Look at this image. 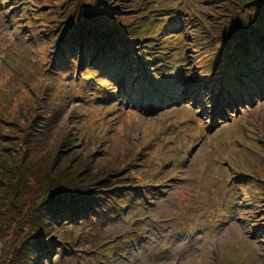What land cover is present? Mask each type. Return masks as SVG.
Returning <instances> with one entry per match:
<instances>
[{"label": "rangeland", "instance_id": "obj_1", "mask_svg": "<svg viewBox=\"0 0 264 264\" xmlns=\"http://www.w3.org/2000/svg\"><path fill=\"white\" fill-rule=\"evenodd\" d=\"M108 1L114 5L123 2ZM210 1L145 0L135 14L120 13L113 27L125 26V33L133 38L144 16L155 19L145 25L161 32L171 16H178L186 29L184 35L178 39L176 31L169 30L159 39L160 47L170 52L160 65L173 61L174 72L166 74L168 68H163L146 75L149 81L145 88L141 87L145 80L138 85L134 76L115 74L117 81L110 80V84L101 74L97 82L102 85L94 83L97 88H92L86 83V75L93 74L98 64L82 62L77 54L75 66L61 65L60 50L45 35L48 28L43 17L41 21L34 17L38 1L25 0L23 6L16 5L17 0H3L0 171L6 169L14 149L21 156L31 153L27 165L32 172H38L39 164L49 174L58 169L69 171L56 161L71 129L76 146L65 149L60 158L78 156L93 162L101 175L115 168V181L124 187L113 193L112 200L124 199L129 205L120 211L117 202L112 201V206L104 202L109 216L104 222H72V207H66V214L52 213L33 225L42 229L47 223V238L24 242L28 232L16 202L11 217L5 220L6 226L0 222V264L14 262L12 259L21 264L16 255L21 249L30 264L58 262L61 238L72 243L67 236L59 237L62 231L71 232L76 242L73 253L63 256V264H264V186L255 174L258 169L264 176V68L257 89L246 88L239 101L224 90H216L214 84L220 87L222 69H234L227 53L233 39H220L216 25L208 22ZM144 27L139 32H144ZM214 37L219 44L210 45ZM130 42L126 40L120 46L138 53L142 42L128 45ZM200 65L211 74L209 77L200 75ZM234 74L235 69L230 80L235 79ZM237 74L246 79L242 77L244 71L238 69ZM34 96L40 97L41 107L45 106V120L54 118L49 123L52 127L48 137L29 132L23 115L16 119L19 110L36 106ZM35 137L47 139L36 144ZM92 156L94 160L89 161ZM58 161L72 164L77 173L85 171L69 158ZM1 179L0 197L10 200L6 195L18 191L14 184ZM31 184L34 187V182ZM6 188L9 191L5 192ZM124 195L127 198L121 199ZM1 210L2 205L0 218ZM48 247L53 251L51 255Z\"/></svg>", "mask_w": 264, "mask_h": 264}, {"label": "trees", "instance_id": "obj_2", "mask_svg": "<svg viewBox=\"0 0 264 264\" xmlns=\"http://www.w3.org/2000/svg\"><path fill=\"white\" fill-rule=\"evenodd\" d=\"M14 1V0H10ZM25 0H17V4L26 6ZM38 1V5H34L38 14L34 15L35 19L38 20L43 17L42 21L45 22V35L48 37L47 40L54 43L60 50L61 65H69L75 62L74 55L83 50V57L85 61H94V58L99 60V68L104 66H113L114 64H124L125 62L131 61L135 62L137 65L144 61H149L150 52H153V48H157L159 45L157 39L161 37L160 31L154 30L153 26H147L146 23H153L154 20L150 19L149 16L141 19V23L137 24V35L136 38L129 37L125 33V26H118L114 28L121 16L120 13L135 11L131 14H135L139 11L138 6L145 0H123L120 4L114 5L108 0H32ZM212 7L209 14H207L208 22L211 25L218 28L219 38L224 40L231 37L232 44L227 46V52L233 51L236 55L238 52L240 55L244 53L248 58H250V52L253 53V59L251 61H256L259 63L261 60V55L264 53V0H213L209 2ZM29 9V7L27 6ZM46 10L49 13L39 14L40 11ZM138 10V11H137ZM128 14V17L131 18ZM149 14V13H148ZM52 15V16H50ZM49 18V20L47 19ZM135 18V17H133ZM41 21V18H40ZM44 25V23H43ZM145 26V27H144ZM144 27V32H139V30ZM192 28V26H190ZM204 28V27H203ZM205 29V28H204ZM180 33L184 29L177 27ZM149 34H146L148 33ZM205 35V34H203ZM134 36V37H135ZM212 38V36H211ZM205 39V38H203ZM126 40L135 44H140L144 40H149L148 42H142L143 46L139 50V53L133 51V49H128L125 51L120 44L122 42L126 43ZM200 43L201 39H198ZM217 37L211 40L210 45L219 44ZM203 41L200 43L202 44ZM211 47V46H210ZM94 58H93V56ZM261 56V57H260ZM249 60V59H248ZM33 103L36 106H31L26 111L18 112V119L20 115H23L25 120L28 122L27 130L33 134H42L43 137L50 136V121L51 118H46L44 116L46 113L43 111L44 107H41L40 97H32ZM27 104V103H26ZM40 104V106H38ZM27 107H29L27 105ZM23 109V108H22ZM57 112L55 118H57ZM35 119L34 122L30 120ZM10 121V120H4ZM47 132V133H44ZM75 132L71 129L66 133L64 141L62 144V151L58 155V160L62 158H69L72 162L76 164H81L85 168L84 173L77 170L74 171L72 164L67 165L66 163L56 161L60 167H64L67 172H44V167L39 164V170L36 173L32 172L30 165H27L28 157L31 155L30 152H26L25 156H21L17 149L13 150V154L10 156L8 163H6V169L0 171V179L3 177L4 180L8 181L11 185L17 189V194L6 195L5 200L0 197V205H2V216L0 222L6 226V221L11 217L10 213L15 210L16 202L20 208L19 212L22 215L21 222L26 225V231L28 236L24 242H33L34 238H46L49 236L47 231V223L42 229L33 228V225L38 221H44L48 215L52 213H59L60 216L66 214L65 208L68 207L72 214V222L78 220H94L97 221H107L109 216L105 213L107 209L102 204L107 202L112 206V195L119 188L124 186L117 183L114 177L116 173L115 168H110L105 171L102 175L99 169L95 165L89 163L85 160L78 159V156L62 157L65 149H69L74 144ZM28 138V137H27ZM36 138V137H35ZM47 138H36V144L46 140ZM26 145V143H25ZM77 148V147H75ZM36 155V154H33ZM77 155V154H76ZM89 161H93V156L88 157ZM127 166L128 161L124 162ZM17 166V169L15 168ZM21 166V167H20ZM28 167L29 170L25 171L23 168ZM58 167V166H57ZM56 167V168H57ZM59 168V167H58ZM136 169V167L134 168ZM43 170V171H42ZM111 170L115 171L111 173ZM74 171V172H73ZM73 172V173H72ZM87 172L88 175H87ZM264 174V170H262ZM49 174V175H48ZM67 174L68 177L65 176ZM54 175V176H52ZM104 175V176H103ZM78 177V180H76ZM2 180V179H1ZM259 181L263 183L264 186V176L259 174ZM31 182H34V187ZM5 185H3L4 187ZM33 187V188H32ZM9 188H6L7 192ZM67 191V193H66ZM136 193L132 194L134 198ZM2 196V195H0ZM128 195L121 196L122 198H127ZM15 200V201H12ZM117 200L113 201L116 203ZM128 203L125 200H119L116 203L119 210L122 211L123 208L127 206ZM53 205V206H51ZM51 211V212H50ZM6 220V221H5ZM50 231V230H49ZM71 232L62 231L59 233V237H68L72 243L69 245L70 241L67 238H61L63 244L59 245V261L53 264H63V256L73 253L76 248V242L71 238ZM24 246V245H23ZM27 246V243H26ZM36 247V246H35ZM50 248L47 251L50 252ZM22 253L23 249L18 251L17 260H20L21 264H30V260H26ZM53 253L50 252V255ZM21 254V255H20ZM35 255V253H34ZM15 262V260L12 259ZM11 262L9 264H15Z\"/></svg>", "mask_w": 264, "mask_h": 264}]
</instances>
